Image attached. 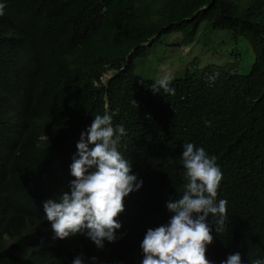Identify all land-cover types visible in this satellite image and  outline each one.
Segmentation results:
<instances>
[{
    "label": "trees",
    "instance_id": "obj_1",
    "mask_svg": "<svg viewBox=\"0 0 264 264\" xmlns=\"http://www.w3.org/2000/svg\"><path fill=\"white\" fill-rule=\"evenodd\" d=\"M35 1L2 0L0 264H70L80 253L97 264H140L145 231L165 224V201L182 194L180 154L189 142L216 157L217 199L227 201L225 229L211 232L205 257L264 258V0ZM202 25L246 39L248 71L186 70L170 82L174 94H153L134 59L172 33L188 46ZM105 111L126 129L118 150L142 186L114 218L121 238L97 249L80 235L53 239L42 201L68 191L79 133Z\"/></svg>",
    "mask_w": 264,
    "mask_h": 264
},
{
    "label": "clouds",
    "instance_id": "obj_2",
    "mask_svg": "<svg viewBox=\"0 0 264 264\" xmlns=\"http://www.w3.org/2000/svg\"><path fill=\"white\" fill-rule=\"evenodd\" d=\"M43 4L44 0H36L33 7ZM4 15L5 4L0 0V17ZM13 31L8 29L10 33ZM113 76L106 78L107 81ZM170 79L164 75L153 81L150 91L174 94ZM113 114L105 111L96 115L79 133L68 165L69 175L74 178L68 182V191L61 192L55 200L42 201L43 219L49 222L47 231L52 232L53 239L80 235L95 248L103 249L105 243H113L122 236L118 231L121 223L114 218L124 209L123 198L137 191L142 180L131 172L129 160L118 150L121 138L127 133L122 124L113 125ZM180 163L185 181L182 194L178 199L165 201L170 213L167 222L145 231L138 245L140 264H212L205 257L206 246L212 242L211 232H222L227 219V201L217 199L222 173L215 156L190 142L182 145ZM22 226L36 233L34 226ZM2 238L5 243L10 242L6 234ZM97 260L95 256L85 257L80 253L70 264H97ZM220 264H242L240 253L227 255ZM251 264H264V258L253 259Z\"/></svg>",
    "mask_w": 264,
    "mask_h": 264
},
{
    "label": "rangeland",
    "instance_id": "obj_3",
    "mask_svg": "<svg viewBox=\"0 0 264 264\" xmlns=\"http://www.w3.org/2000/svg\"><path fill=\"white\" fill-rule=\"evenodd\" d=\"M178 35L162 36L147 48L145 57H136L133 61L134 72L143 79L153 81L168 75L171 82L182 77L186 70L199 71L208 66L215 68L224 64L243 74L253 62L247 40L243 37L235 39L229 31H213L202 25L195 41L188 46L179 44L181 36ZM114 72L108 71L105 78L111 77Z\"/></svg>",
    "mask_w": 264,
    "mask_h": 264
}]
</instances>
